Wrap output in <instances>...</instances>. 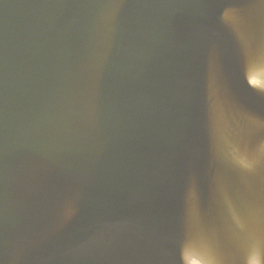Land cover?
<instances>
[{
	"label": "water",
	"instance_id": "95a60500",
	"mask_svg": "<svg viewBox=\"0 0 264 264\" xmlns=\"http://www.w3.org/2000/svg\"><path fill=\"white\" fill-rule=\"evenodd\" d=\"M262 44L264 0H0V264H264Z\"/></svg>",
	"mask_w": 264,
	"mask_h": 264
},
{
	"label": "snow or ice",
	"instance_id": "6c2138e0",
	"mask_svg": "<svg viewBox=\"0 0 264 264\" xmlns=\"http://www.w3.org/2000/svg\"><path fill=\"white\" fill-rule=\"evenodd\" d=\"M264 64V44L258 50H249L245 68L251 69L256 64ZM251 127L248 132V142L246 144L235 145L237 151H243L244 157L250 161L248 171L255 175L260 174V185L258 192L255 189L247 193L253 211H255L262 224H264V118L259 120L251 118ZM262 149V150H258ZM217 155L221 162V175H224L230 167V162L224 159L223 146L217 145ZM192 199L195 204L190 212V223L181 233L180 251L181 253L193 246L203 249L214 259H226L229 248L226 244L210 243L209 232L214 230L215 225L206 221L201 215V196L197 184H195Z\"/></svg>",
	"mask_w": 264,
	"mask_h": 264
}]
</instances>
